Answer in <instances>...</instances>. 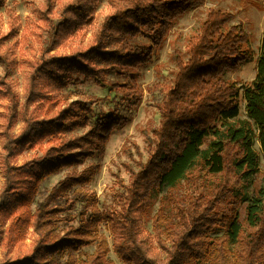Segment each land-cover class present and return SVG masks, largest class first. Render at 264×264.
<instances>
[{"label": "trees", "instance_id": "16d2710c", "mask_svg": "<svg viewBox=\"0 0 264 264\" xmlns=\"http://www.w3.org/2000/svg\"><path fill=\"white\" fill-rule=\"evenodd\" d=\"M114 2L115 12L104 25L114 49L102 41L78 55H55L34 67L53 91L78 80V75L101 80L100 71L87 62L92 58L128 65L149 61L151 53L133 40L135 34L156 38L162 32V39L168 24L203 4V0ZM72 16L75 24L82 22L81 15ZM234 19L231 11H210L199 33L191 37L186 59L182 53L176 55L179 71L156 131V151L118 191V207L112 211L102 212L97 197L82 188L69 192L75 184L90 182L97 165L88 174L61 183L57 194L38 203L35 212L30 206L46 176L88 157H102L119 117L97 115L87 133L69 136L68 132L87 127L93 117L90 104L78 101L55 115L47 110L43 117H28L23 132L9 136L12 154L47 137L53 142L42 156L21 166L5 161L0 218L11 220L8 242L23 236L32 223L38 235L32 253L6 264H117L109 255L111 245L101 233L102 224L113 233L115 253L128 264H264V178L257 184L264 155V35L256 76L242 87L229 79L228 72L251 61L254 53L249 32L232 23ZM57 195L65 197V206H51ZM78 201L84 203L78 216L58 217ZM77 217L79 226L61 227ZM149 221L152 231L147 229ZM93 244L92 254L77 257V251ZM157 248L166 252L165 260L151 254Z\"/></svg>", "mask_w": 264, "mask_h": 264}, {"label": "rangeland", "instance_id": "374dc122", "mask_svg": "<svg viewBox=\"0 0 264 264\" xmlns=\"http://www.w3.org/2000/svg\"><path fill=\"white\" fill-rule=\"evenodd\" d=\"M114 3V0H0V194L6 183V160L12 165L21 166L42 156L53 142V137H47L37 146H27L22 150L16 149L14 154L9 153V136H19L28 117H43L47 110L50 115H55L59 108L78 101L89 103L93 114L89 125L68 132L69 136L87 133L97 115L119 117V126L109 133L102 157H88L83 163L64 168L42 180L35 203L30 206L33 212L38 203L56 193L55 189L61 183L81 173L88 174L93 165H97L98 170L91 181L84 185L75 184L69 192L82 188L95 195L102 212L118 207V191L132 182L133 171H139L141 164H146L156 151V131L161 125L165 102L179 71L175 57L182 53L183 59H186L190 39L199 33L210 11L219 8L235 13L232 23L241 24L250 34L249 47L254 58L239 69L229 71V79L237 80L243 87L256 76L264 35V0H203V4L190 7L168 24L162 39V32L156 38L145 32L135 34L133 40L151 53L149 61L128 65L92 58L87 62L95 67V71H100L103 76L101 80L78 75V80L53 91V86L40 74L39 78L34 67L55 55H78L102 41L108 48L114 49L115 46L108 40L110 32L104 29L105 22L115 12ZM73 13L81 15L79 20L82 22L75 24ZM56 99L58 103L52 108V102ZM245 108L242 97V117L246 116ZM261 169L257 184L264 178V155ZM55 197L58 200L51 202L52 207L67 204L63 200L65 197ZM73 204L74 209L60 212L58 217L78 216L84 203L78 201ZM155 209H158V203ZM10 225L11 220L0 218V264L32 253L38 240L32 223L23 236L19 235L9 243ZM70 225L79 226V218L63 222L61 227ZM152 225V221L147 222L149 231H152ZM101 233L110 241V257L117 264H128L115 253L113 233L104 224L101 225ZM95 247V244L85 246L76 255L86 258L94 252ZM151 254L161 260L166 258V252L161 248L153 249Z\"/></svg>", "mask_w": 264, "mask_h": 264}]
</instances>
